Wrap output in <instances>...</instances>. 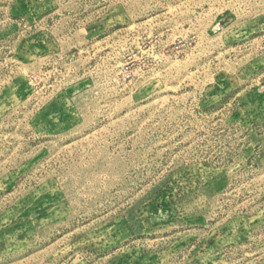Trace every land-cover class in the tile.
Returning <instances> with one entry per match:
<instances>
[{"label":"rangeland","instance_id":"1","mask_svg":"<svg viewBox=\"0 0 264 264\" xmlns=\"http://www.w3.org/2000/svg\"><path fill=\"white\" fill-rule=\"evenodd\" d=\"M0 264H264V0H0Z\"/></svg>","mask_w":264,"mask_h":264}]
</instances>
